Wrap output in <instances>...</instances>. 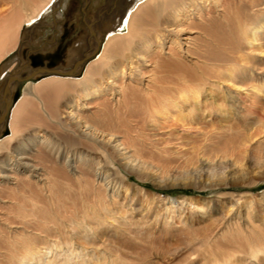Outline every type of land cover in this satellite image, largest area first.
<instances>
[{"label":"bare ground","instance_id":"obj_1","mask_svg":"<svg viewBox=\"0 0 264 264\" xmlns=\"http://www.w3.org/2000/svg\"><path fill=\"white\" fill-rule=\"evenodd\" d=\"M67 1L0 0V61L18 41L20 52L34 42L51 15L61 21L55 11ZM123 1L90 17V33L68 48V64L41 74L16 55L9 72L0 66L4 90L11 80L0 121V132L8 128L0 138V264H86L76 259L79 235L154 244L177 225L191 237L186 264H264V224L252 210L236 212L240 198L227 210L212 199L155 198L126 176L152 171L162 180L146 156L167 150L160 140L185 147L186 138L201 136L194 147L203 150L201 164L218 173L253 135L264 136V0ZM23 71L33 82L15 101ZM129 217L141 227L122 231ZM134 259L103 251L97 263Z\"/></svg>","mask_w":264,"mask_h":264},{"label":"rangeland","instance_id":"obj_2","mask_svg":"<svg viewBox=\"0 0 264 264\" xmlns=\"http://www.w3.org/2000/svg\"><path fill=\"white\" fill-rule=\"evenodd\" d=\"M60 1L64 2L67 0ZM124 5L125 2L123 0H68L66 4H63L60 8H58V10L56 9L55 11L56 14V12L60 10L62 15H64V18H61V21H54V16L51 15L49 18H47V22L50 24H47V22L44 23L45 25L40 28L42 32L38 33L39 36L35 38L34 42L28 40L26 43H24L23 51L20 52L19 46L21 47L23 42L18 41V48L16 47L12 54L7 55L4 59H2L0 61V66H4V70H7L9 72V70H11V68L13 66L15 67L17 64L16 55H19V57L21 58L20 61H24L25 64L26 62L28 64L30 62V65L34 68L45 67L47 69L57 67L60 64H68L72 60V58H74V54L71 55L68 50L73 46L74 41H76L77 38L83 37V35L85 36L86 32L90 33V19L96 13H99L101 11L105 13L107 12V9H110V11H117L119 9V6ZM66 6L68 7L65 8ZM1 7L2 4H0V10ZM63 7L65 9H63ZM4 8L5 7H3L2 10ZM59 22H62L63 29L65 28V24L66 29L69 26H72L73 28V33H71L73 35L70 36L67 41L63 42V39L66 36L59 35L60 33L58 32V26L55 29L56 24ZM52 36H54L55 38ZM19 37H21V35H19ZM57 37L58 40L56 41ZM47 47L49 48L45 51L46 53L43 55L42 52H44ZM52 47L55 48L53 49ZM58 48H61L58 51L60 58H58V62H56L51 58L52 53H54V55H58L56 53ZM83 49L84 48H80L77 53V56H80L85 52ZM40 53L42 55H40ZM62 55L64 57H61ZM36 56L42 58L44 56V59H47V63H45L46 65L43 64V62L41 61H35ZM38 57L36 58L37 60H39ZM40 73L44 74V72ZM30 74L31 72L27 73L26 71H23L22 77H28ZM0 81L1 117L5 109V102L2 100V94L4 91V85L6 84V79ZM29 82H33V79H27L17 83L15 87V92L13 93V100L17 101L21 97L25 84ZM6 130H8V128H6L5 125V130H2L0 132V138L4 135H7V133H5ZM174 135L181 136L179 132H175ZM198 138L202 140L201 136H194L192 137L191 141L186 138V141L184 143L185 147L178 146V143H176L178 141H176V139H168V143H166V141L163 142L162 140H160L159 142H162L163 146L167 147V150L162 153L163 156L158 155L155 152L157 151L155 149H152L154 152L148 153L146 156H148V161L153 162L154 164H157L160 167V171L158 172H163L160 175V177H162V180H156L155 177H152L153 174L157 175V173L152 171L151 173L148 172L147 174L143 173L141 175L137 172H134L128 173V175H126L128 177L129 182L144 188L146 191L151 192V194H156L155 198H176L179 196H188L199 199H212L213 201H216L215 204H219L220 202L218 201H223L222 203L224 204L226 210L228 209L226 207L228 206L227 203L228 201H230L231 198L235 200L240 198L243 202L235 206V208L237 209L236 212L240 211L242 215H245L246 213L248 214V211L252 210V214L258 219V223L263 222L264 224L263 134L253 135L252 139L248 140L245 143L246 147L244 146L242 153L237 157L238 159L229 160L230 162H228L227 165L228 168L223 167L222 170L220 169L218 171L219 174L217 173V171L213 172L214 170L208 169L207 166H202V160H204L205 158L202 152L203 150L194 148L196 147V145H198L197 148L200 146L202 147L203 140L201 142ZM197 140H199L201 144ZM189 144H191V146ZM177 146L182 149H179ZM214 146L213 148H211L212 151H209V154L214 153V155H212L211 157V160H213L217 164L220 162L221 157L218 156V158L217 154L213 151L216 150V147ZM187 147L188 149H186ZM235 173L237 174L234 175ZM163 174L165 176H163ZM238 175H240L241 178ZM157 182H161L160 185H158ZM156 186L157 188H155ZM222 194H225L223 197H221L222 199L216 198V196H221ZM157 195L160 197H158ZM240 195L242 197H240ZM139 198L141 199L140 202L143 201L141 195L139 196ZM156 200L157 199H155V202ZM250 203H252L251 208ZM221 216L223 215H220L219 217ZM140 217L141 215H137V218ZM126 222L129 224L122 225V231L131 230V228H134L136 226L141 227L136 224L134 218L131 219V217H129ZM203 223L204 222L197 223V225L195 226H203ZM114 227L116 228L118 226ZM178 228L179 227L177 225L176 230L170 236L156 235L153 238V240H155L154 242H156L154 244L153 242H149L148 239H145L144 243H136L134 240H127L128 238H124L123 236H119L117 239L115 237L106 236L104 238V242H101L96 239L85 240L82 235H79V243L76 242V246H79V252L82 257H78L76 259L77 261H80V259L85 258L89 260V262L86 264H98L97 260L101 257L103 251H112V253L116 251L117 253L122 252L128 254V257L130 259L133 256L135 258L134 260L137 261V264H186V258L189 257V252L192 250V248L186 247L191 237L182 234V232L179 231ZM176 248H182L180 254L176 253V258L172 261L169 260L170 263H166V261L163 262V258L169 256V254L171 253L169 251L175 250ZM196 251L198 250H195L194 252Z\"/></svg>","mask_w":264,"mask_h":264},{"label":"crops","instance_id":"obj_3","mask_svg":"<svg viewBox=\"0 0 264 264\" xmlns=\"http://www.w3.org/2000/svg\"><path fill=\"white\" fill-rule=\"evenodd\" d=\"M71 33H73V28H72V26L70 27H68L67 29H66V24H65V28L60 32V34L59 35H64V36H66L64 39H63V42L64 41H67V39L70 37V36H72L73 34H71ZM54 34H55V32H54ZM71 34V35H70ZM52 37H54V36H52ZM55 38V37H54ZM61 48H58L57 49V54L58 55H54V53H52V60H54V61H56V62H58V58H60V56H59V53H58V51L60 50ZM61 52V51H60ZM38 56H36L35 57V61H41V62H43V64H45V63H47V59H44L45 57L43 56V58L42 57H38V59L39 60H37L36 58H37ZM61 57H64L63 55L61 56ZM46 65V64H45Z\"/></svg>","mask_w":264,"mask_h":264},{"label":"water","instance_id":"obj_4","mask_svg":"<svg viewBox=\"0 0 264 264\" xmlns=\"http://www.w3.org/2000/svg\"><path fill=\"white\" fill-rule=\"evenodd\" d=\"M36 71H40V72H46L47 70L45 69V67L44 68H37V70ZM48 72V71H47ZM16 76H17V74H16ZM32 77V75H29L28 77H25V79H23V78H21V81H23V80H27V79H29V78H31ZM11 78H16V77H14L13 76V74L11 75ZM11 80H9L8 82H7V85H6V87H5V90H4V92L6 93L7 91H9V82H10ZM4 93V94H5ZM7 106H6V108H5V111H4V114L2 115V117H1V122L4 120V118L6 117V115L8 114V111H9V108H10V106H11V104H10V101H7V104H6Z\"/></svg>","mask_w":264,"mask_h":264}]
</instances>
